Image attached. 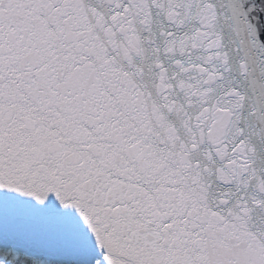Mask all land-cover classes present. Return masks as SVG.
Instances as JSON below:
<instances>
[{
    "label": "snow or ice",
    "instance_id": "1",
    "mask_svg": "<svg viewBox=\"0 0 264 264\" xmlns=\"http://www.w3.org/2000/svg\"><path fill=\"white\" fill-rule=\"evenodd\" d=\"M0 264H264V0H0Z\"/></svg>",
    "mask_w": 264,
    "mask_h": 264
}]
</instances>
